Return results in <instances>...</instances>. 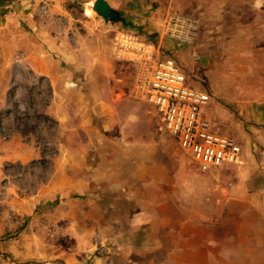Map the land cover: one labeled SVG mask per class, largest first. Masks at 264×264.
<instances>
[{"label":"rangeland","instance_id":"rangeland-1","mask_svg":"<svg viewBox=\"0 0 264 264\" xmlns=\"http://www.w3.org/2000/svg\"><path fill=\"white\" fill-rule=\"evenodd\" d=\"M92 5L85 11L79 0H65L62 11L51 14L39 2L36 29L22 19H0V264L3 242L26 230L42 234L72 256L82 251L73 264H138L112 242L118 229L136 246L144 234L159 235L164 228L173 239L180 227L190 230L195 218L199 227H209L217 214L229 210L237 232L245 192L256 189L263 194L247 199V234L261 239L264 164L258 171L246 154L256 160L264 145L253 141L245 147L236 134L239 121L224 120L216 124V132L241 144L242 162L200 171L164 129L147 97L148 72L163 49H154L152 40L129 24L105 22ZM2 11L0 0V16ZM174 13L202 20L191 10ZM37 34L49 47L45 51L38 48ZM226 108L236 111L235 106ZM19 153L26 155L25 161L17 159ZM65 170H86L96 180L95 191L52 194L49 184ZM129 170L146 182L140 178L126 186V179H120ZM155 180L165 191L161 200L157 193L140 199L137 189L159 186ZM69 198L76 204L68 203ZM86 198L98 209L93 210L96 222L86 219L87 208L80 205ZM73 209L74 216L67 217ZM259 242L249 241V246Z\"/></svg>","mask_w":264,"mask_h":264},{"label":"crops","instance_id":"crops-1","mask_svg":"<svg viewBox=\"0 0 264 264\" xmlns=\"http://www.w3.org/2000/svg\"><path fill=\"white\" fill-rule=\"evenodd\" d=\"M63 1L65 0H1L5 11H2L0 19L2 22L4 19H22L36 29V13L41 10L37 6L39 2H44L48 12L52 14L62 11ZM79 1L85 5L87 11L86 6L94 5L96 0ZM106 1L120 13L124 24H129L134 27L137 34L154 41L163 49L165 55L174 57L183 66L189 85L210 92L212 102L207 108V115L211 118L215 131L216 124L220 125L224 120L231 123L239 121L236 134L245 147L251 145L253 141L255 145L256 143L264 145V0ZM175 10H191L202 19L198 36L192 43L165 37L166 18ZM87 16L90 18L88 14ZM37 31H34L35 36ZM37 36L33 37L38 40V48L45 51L49 47L41 44L40 34ZM49 43L52 44L53 41L49 40ZM39 66L44 67L45 64ZM42 72L53 79L48 69ZM226 105L235 106L236 111L228 112ZM236 115L239 119H235ZM248 130L256 132L257 135L252 137ZM188 154L192 157L190 153ZM16 156L21 161L26 160L25 154L19 153ZM249 156L251 155L247 153V162L249 165L254 163L259 171V167L264 164V149L260 148L256 160ZM158 157L160 159V156ZM7 159L8 157L4 155L3 161ZM124 173L120 180L126 179L122 181L126 186H130V182L138 183L140 178L146 182L142 176L133 175L130 170ZM161 177L162 175L158 176L159 179ZM157 180L155 184L159 186L154 188L140 186L137 189L136 193L141 195L140 199L145 200L143 195L157 193L161 200V195L165 191ZM95 182V178L86 170L79 173L65 170L53 185L49 184V190L51 188L52 194L60 193L63 197H71L78 192L84 194L95 191L93 189ZM152 189L155 192H152ZM245 193L247 194L243 199L245 214L241 213V216L247 223L241 218L239 224L237 223L239 225L237 232L236 226L233 225L237 221L232 219L231 211L222 210L223 213L217 214L216 222L209 227H199L197 224H200L199 219L195 218L191 222L190 230L180 227L179 230L182 232H178L173 239L167 234L170 230L164 228L163 233L159 235L144 234L139 239V244L133 246L131 238H126L123 230L118 229L112 242L118 245L129 260L137 259L135 261H138V264H264V249L262 245L260 246L264 243V235L259 234L262 237L258 239L256 235L247 234L246 217L249 214L247 199L254 196L257 198L263 193L260 189ZM40 198L39 202L43 200V197ZM76 202L74 198L68 200V203L73 205ZM80 205L87 208L86 219L91 217L95 222L99 220L98 217L95 219L93 217V210L98 213V209L90 198L83 200ZM73 214L74 209L67 217L74 216ZM114 222L118 223L116 220ZM85 227L87 230V226ZM247 235L250 236L249 239ZM249 241L259 242V245L255 243L249 246ZM81 253L82 251L72 256L64 250L57 249L56 245L48 242L42 234L30 230H26L15 239L3 242V264L13 262L60 264L57 262L60 260H63L64 264H73L77 255L82 256Z\"/></svg>","mask_w":264,"mask_h":264},{"label":"built area","instance_id":"built-area-1","mask_svg":"<svg viewBox=\"0 0 264 264\" xmlns=\"http://www.w3.org/2000/svg\"><path fill=\"white\" fill-rule=\"evenodd\" d=\"M199 24L194 17L171 14L165 21V37L192 43ZM151 43L155 49L157 45ZM146 93L164 129L192 155L200 171L208 172L242 162L241 144L230 136L217 133L206 114L210 94L189 85L183 66L174 57L162 54L155 59L148 72Z\"/></svg>","mask_w":264,"mask_h":264},{"label":"water","instance_id":"water-1","mask_svg":"<svg viewBox=\"0 0 264 264\" xmlns=\"http://www.w3.org/2000/svg\"><path fill=\"white\" fill-rule=\"evenodd\" d=\"M92 8L105 22H124L120 13L113 9L106 0H96Z\"/></svg>","mask_w":264,"mask_h":264}]
</instances>
